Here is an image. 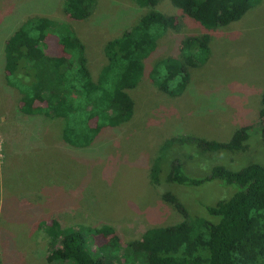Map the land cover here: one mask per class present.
Returning a JSON list of instances; mask_svg holds the SVG:
<instances>
[{
  "label": "rangeland",
  "instance_id": "obj_1",
  "mask_svg": "<svg viewBox=\"0 0 264 264\" xmlns=\"http://www.w3.org/2000/svg\"><path fill=\"white\" fill-rule=\"evenodd\" d=\"M159 9L175 16L177 28L158 41L145 63L150 68L164 57H180L188 36L211 37L210 55L191 68L187 91L170 97L144 76L129 91L132 118L106 129L85 148L62 140L59 119L25 117L20 95L3 72V47L9 35L32 16L70 26L85 46L92 77L106 64L105 43L120 36L148 12L135 0H97L88 19L70 20L64 0H0V264H49V239L39 224L56 220L62 228L109 226L118 234L120 255L126 244L153 227L177 224L183 216L162 198L174 194L189 216L216 221L206 207L228 199L235 184L213 180L199 186L168 183L172 162L190 178H206L213 167L239 171L249 164L264 166V0L227 27L207 31L182 15L169 0ZM158 9V10H159ZM243 126H251L245 151L202 152L196 144L165 147L173 137L227 142ZM160 169L156 180L153 167ZM106 243L93 237L95 249ZM66 264V263H54Z\"/></svg>",
  "mask_w": 264,
  "mask_h": 264
},
{
  "label": "trees",
  "instance_id": "obj_2",
  "mask_svg": "<svg viewBox=\"0 0 264 264\" xmlns=\"http://www.w3.org/2000/svg\"><path fill=\"white\" fill-rule=\"evenodd\" d=\"M162 0H135L148 8L139 21L103 47L106 64L96 79L92 76L85 46L70 26L32 16L8 36L3 47V72L7 85L20 95L18 110L25 117L62 120V140L73 148L88 147L106 129L124 125L132 118L129 91L144 76L163 94L178 97L190 84L191 68L209 58V32L185 37L180 57H164L146 68L158 41L177 28L175 16L159 9ZM183 16L207 31L241 20L261 0H169ZM97 0H64L70 20L89 18ZM159 9V10H158ZM259 117H264V98ZM251 126L237 129L229 141H207L195 137H173L164 145L196 144L202 152L246 150ZM160 169L153 167L156 180ZM168 183L199 186L218 180L235 184L228 199L207 206L216 221L189 216L177 197L163 193L165 202L182 216L177 224L147 229L139 240L126 244L120 255V238L109 226L62 228L60 223H40L49 239V264H264V166L249 164L239 171L215 166L203 179L188 177L178 162L166 174ZM93 237L106 243L92 248Z\"/></svg>",
  "mask_w": 264,
  "mask_h": 264
}]
</instances>
